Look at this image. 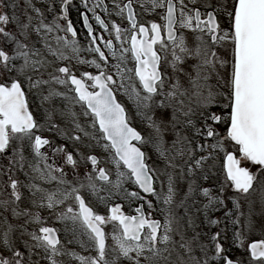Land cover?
<instances>
[{"label":"snow or ice","instance_id":"snow-or-ice-1","mask_svg":"<svg viewBox=\"0 0 264 264\" xmlns=\"http://www.w3.org/2000/svg\"><path fill=\"white\" fill-rule=\"evenodd\" d=\"M147 2L152 10H165L162 16L165 21L163 29L166 30L167 42L171 44L172 61L170 64L173 69L182 64L187 56L193 54V50L189 49L186 44L184 35H177V25L181 29L198 33L194 54L199 58V62L194 65L197 74L194 78H190V83L196 89L198 107L202 111L197 114L192 108L183 111L173 106L170 122H172L175 131L181 120L177 113L182 112L183 127L180 131L175 132L177 139L173 141V147L177 144L182 145L177 150L178 155H184L185 151L188 155V159L184 162V168L190 177L188 190L182 197L181 206L183 207L185 202L193 196L201 195L207 199V203L203 204V210L207 216L209 210L220 211L218 206H223L226 209V205H224L219 194L213 195L211 188L203 187L197 183L198 178L208 179V175L204 172V165L212 156V153H209V156L200 154L197 158V150L199 153H203L208 148L225 151L224 141L234 142L235 151L225 152L226 176L237 193H249L258 176L264 175V0H232L231 11L224 4H220L218 7V0H212V2L187 0V3L185 0H179V7L176 0H147ZM27 3L38 18V23L34 26L35 32L50 33L53 30H62L71 33L72 39L67 36L58 37L57 42H62L63 48L70 49L79 63L90 65L97 71L96 74L85 71L78 78L70 67L63 66L56 68V74L49 73V79H43L42 73L36 75L34 79V75L46 67V62L41 58L39 49L30 48L27 43L18 38V36H25L28 29L33 27L32 20L34 18L28 16V23H21L15 12L17 5L15 3L6 5L5 0H0V8L7 6L13 9L11 16L6 11H0V34L5 38L6 44L11 43L13 45L11 54L0 46V156L8 158V172L10 173L14 167L21 170L24 168L26 160L24 155L25 141L28 142L31 153L44 162V169L36 167L35 171L40 172L42 176L46 174L51 180H57L53 172H59L61 177L65 173L63 168H53L47 163L49 156L41 151L45 146L53 153V156L57 153L62 154L65 162L74 168L77 164L73 152L68 151L66 144L57 145L53 140L35 134L44 125L38 123L33 113L29 111L25 89L20 79V76H23L29 90L39 89L44 85L48 86L47 95L40 93L41 104L51 101L53 98H60L62 101H69V103L75 101L81 104L85 108L83 115L92 118L91 127L95 129L98 125V130L102 134L101 139L105 141L102 147L106 150H113L112 161L117 167L115 181L110 179L104 168L96 167L98 159L95 155L86 158L91 161L93 169L98 173L95 177L92 172L86 173L87 187L92 193L95 194L104 190L102 187H97L96 181L98 180L111 184L112 188L116 189L115 192L109 190V195L123 192L129 199H143L139 191L124 189V182L133 181L143 193L156 196L158 199H162L165 205H171L176 196L173 176L168 175L167 194L161 196L153 186V175L157 170L150 166L146 153L134 143V141L140 144L151 142L161 156L167 157L168 155L169 150L163 147V128L161 125L167 118L164 110L171 106L172 99L177 95L179 81L171 86L170 91H164L166 77L160 70L162 57L155 47L159 44L161 50L165 52L169 48V43L165 42V36L162 35V25L156 22H150L149 26L139 23L132 0H128L123 7L119 4L115 7L118 16H124L126 11L130 29L122 28L115 21L111 22L115 38L121 41L120 50L117 51L112 39L105 40L103 35L93 34V28L86 13L83 15V21L88 30L89 41L87 47L81 49L76 39V28L73 26L72 20L69 19V8L72 6V0H61L60 14L54 17L51 24L45 23L44 11L32 4L31 0H27ZM81 3L85 9L92 12L93 18L99 25L105 30L109 28V24L96 14V8L101 6L107 12L108 6L106 4L101 5L97 0V3L89 9L87 0H81ZM52 10L53 6H50L49 11ZM220 13L228 16V29L221 28L217 18ZM60 20L66 22L63 27L58 22ZM10 22H16L19 33L6 31ZM128 31L132 32L129 41L130 46L124 47V41L121 37ZM205 34L208 35L212 45L228 39L232 42V65L227 81V91L214 92L208 85L211 74L218 75L216 73L217 63L224 67L227 62L220 59L217 53L203 40ZM97 40L103 41L111 57L116 60V63L112 65L115 68L114 74L109 73V57L105 55ZM49 51L61 60L69 59L62 50H52L49 46ZM82 51L95 53L96 58L92 60L83 59L80 55ZM129 52L135 61L134 69L127 67L126 54ZM17 61H22V63L17 65ZM29 69L33 75L28 74ZM12 72L17 75L11 76ZM133 72L140 85L139 88L131 82ZM114 75L119 76V82L114 79ZM86 80L93 83L88 85ZM53 83L70 85V91L75 95L69 97L66 93L57 91L51 86ZM89 87L99 90L90 91ZM114 87L123 89L125 95L135 104L137 114L144 116L151 122V126L157 134L155 138L145 141L141 133L131 126L125 107L117 101ZM205 90L207 91L205 92ZM179 94L183 96L186 95V92ZM157 96L162 97L156 102V107L162 110L159 122L153 116L146 115L145 112V110L152 108L153 101ZM221 101L224 102L220 103ZM179 103L183 104V101L181 100ZM214 105L221 107L227 112V115H218L212 112L211 107ZM44 111L48 130L56 133L65 141H81V135L78 133H83L85 136L89 135L85 127L79 123L78 114L70 108L65 112L63 108L57 109L52 106ZM56 113L61 117L65 115L70 117L73 126L71 131L61 128L55 122L54 115ZM198 122L200 126H197ZM219 123L230 125L227 127L223 138L213 127V124ZM185 132L199 136L204 141L212 139L215 142L212 144L197 143L194 138L190 139L189 135H185ZM13 141L17 142L15 148H13ZM9 152H11V157H7ZM237 153H239V158H237ZM242 161H250L259 166V172L253 173L248 167L242 166ZM53 164H55V159H53ZM122 166L127 169V172L119 171ZM9 178L13 196L16 201H19L21 199L18 190L19 181L11 176ZM58 183L64 184L66 181L60 179ZM84 186L83 183L80 184L81 188ZM161 189H163V183H161ZM72 194H75L79 212H73V209L69 207L66 212L60 214L59 218L64 221L71 220L74 225L79 224L80 232L87 236L88 243L93 244L98 253L93 257L77 256L75 253H71L81 261V264H116V259L106 258V234L102 225L108 222L119 224V234H114L113 239L116 241L120 256L127 258L130 264H141V257L144 258L146 264H161L164 258L158 244L162 243L165 246L163 251L168 250L167 245L172 241L170 233L174 231L173 224L178 219L170 210L166 209L168 216L163 225L164 234L159 236L161 224L159 221L145 216L143 204L134 209L137 215H125L122 211V205L116 204L111 207L110 216L105 217L96 214L85 203L83 196L79 194V189L73 187L71 193L60 190L45 193L42 197L41 206H44L43 201H46V206L49 209L54 208ZM58 196L60 198H57ZM100 199L106 198L100 197ZM233 200L238 209L239 201L235 197ZM4 203L7 204V202ZM148 205L151 207L150 201H148ZM12 212L17 216L21 214L30 216L32 222L41 223L39 214H33L27 210L21 213L16 208H13ZM232 214L233 210L224 212L225 216ZM209 222L219 224L221 221L217 219ZM188 224H193L191 218H189ZM145 227L149 229L147 234H144ZM12 232L13 226L9 225L8 229L0 235V264H39L37 260L33 259L34 256H41L49 264H57L55 257L62 253L61 242L56 229L42 226L32 232H27L31 241L23 239L26 229L22 230L20 236L16 238L13 237ZM220 235L221 233L217 232L211 238L214 242V254L211 256L207 246L196 244V247L203 254L202 258L193 254L195 251L193 244L197 242L198 234L184 241L180 245L186 250L187 260L184 264H210V261L215 260H223V264H238V262L222 256L225 250L218 242ZM238 235L239 233H237ZM181 239L184 240L183 235ZM18 240H22V243H17ZM250 248L253 257H264V241L254 242ZM145 252L148 254L145 255ZM132 253H135V256Z\"/></svg>","mask_w":264,"mask_h":264},{"label":"flooded vegetation","instance_id":"flooded-vegetation-1","mask_svg":"<svg viewBox=\"0 0 264 264\" xmlns=\"http://www.w3.org/2000/svg\"><path fill=\"white\" fill-rule=\"evenodd\" d=\"M87 2H88V8L90 9L93 7V5L97 3V0H87ZM99 2L101 3V5L106 4L108 6L107 12L103 10L102 6L96 8V14L99 15L105 21V23L109 24V28L107 30H105L101 25H99L95 21V19L93 18L92 12L84 8L83 4L81 3V0H72V6L69 8V19L72 20L73 26L76 28V31H77L76 39L79 42L81 49H85L87 47L88 41H89V34H88L87 27L83 21V15L86 13L89 18V23L92 25L93 34L97 36L103 35L105 40L112 39L114 45L117 47V51H119L121 41L115 38V33L112 31V28H111V22L115 21L116 23L120 24L122 28L130 29V24L126 18V15H127L126 11H125L124 16L122 17L118 16L116 15L117 9L115 7V5L117 4L123 7L128 2V0H99ZM176 2H177V6L179 7V0H176ZM185 2L187 3V0H185ZM8 3H15L17 5L15 12H16V15L19 17L21 23H26V21H28V16H32L34 18L32 20L33 27L28 29L25 36H18V38L21 39L23 42L27 43L30 48L39 49L41 53V58H43L44 55H50V61L46 62V67H45L48 71V74L43 73L45 68L40 69L39 72L34 75V79L36 75H40L41 73H42L43 79H49L50 78L49 73L56 74L55 73L56 68L63 67V66L70 67L72 71L77 75L78 78L85 71H89V72H92L93 74H96L97 70L94 67L87 65V64L79 63V61L71 53L70 49L63 48L62 42L61 43L57 42L58 37L67 36L69 39H72L71 33H67L62 30H53L50 33H45L44 31L37 33L34 31V26L38 23V18H36V13L33 12L30 7H28L27 0H5V4L7 5ZM31 3L34 4L37 8H40L42 11H44L45 23L51 24L54 17L60 14L61 0H31ZM132 3L136 11V18L138 22L141 24H145V26H149L150 22L160 23L162 25V35L165 36V42L169 43V48L167 52L161 50L159 44L155 46L158 53L162 57L160 70L166 77L164 91L165 92L170 91L171 86L177 83V81H179V87H182L186 81V75L184 73L185 64L182 65L183 67L182 71L180 67H177L176 69H173L171 67V64H170L171 58L169 57V53L171 52V44L170 42H167L166 30L163 29V25L165 24V21L162 19V16L164 15L165 10L164 9L152 10L147 0H132ZM50 6H53L52 11H49ZM201 10L203 11V9ZM2 11L8 12V14L11 16L13 9L5 6ZM220 15L221 13L217 17L219 21H220V17H219ZM58 22L61 24L62 27L66 23L64 20H60ZM221 28L223 29L222 25H221ZM6 31H15L19 33V28L16 22H10L9 25L6 27ZM191 32L192 31L188 32L187 29H181L179 25H177V35L179 36L180 34H183L188 48L195 49L196 44H197L196 36L198 35V33H194V32L191 33ZM131 34L132 32L128 31L122 35L121 39L124 41V45H123L124 47L130 46L129 41H130ZM203 40L208 44V46L211 49H213L215 45H212V42L209 40V37L207 34L203 36ZM97 43L100 44L102 50H104L105 52V55L109 57V68H108L109 73L114 74L115 68H113L112 65L116 63V60L111 57V54L109 53L108 49L104 46L103 41L97 40ZM8 44L9 45L5 47V50L9 51V53L11 54L13 51V45L11 43H8ZM49 46L51 47L52 50H62L64 54L69 57V59L61 60L57 56L52 55V53L49 51ZM80 55H81V58L86 59V60H92L96 58L95 53H89L87 51H82ZM126 55H127V67L129 69H134L135 61L132 58L131 53L129 52ZM16 63L17 65H19L20 63H22V61H17ZM28 74L33 75V73L31 72V69L28 70ZM10 75L15 77L17 74L15 72H12ZM131 75H132L131 82L136 84V86L139 88L140 85L138 83L137 78L135 77L134 72ZM20 79L25 89L26 97L28 100L29 111L33 113V116L38 121V123L44 125V127L36 131L35 134L48 138L50 140H53L57 145L66 144L68 147V151L73 152L74 158L77 160V164L75 168L70 164L66 165L65 159L62 154L57 153L55 156H53V153L47 148V146H45V148L41 149V151L45 152L49 156V160L47 161V163L52 165L54 168L56 166L59 168H63L64 173H65L63 177L60 176L59 172L56 174H53L57 177V180H51L47 177L46 174L42 176L40 172L35 171L36 167H39L40 169H44L45 165L43 161H40L38 158L34 156L33 153H31L30 149L28 148L27 141L24 142V155H25L26 160H25L24 168L22 170L14 167L12 171L9 173L8 172V158H6L5 156H0V212L1 213L8 212L9 214H13L12 209L16 208L17 211L21 213H23L24 210H27L33 214H39L41 218V223L40 224L35 223L36 225H34L33 230H36L42 226L51 227V228L56 229L58 238L61 242V246L65 244L66 246L71 247V248L69 247L65 251L63 250L66 255L64 258H66L67 262H73V261H76L75 257L71 255V253L76 254L75 245H74V237L76 236L75 225L72 223L71 220L60 221L58 214H60L61 211L66 212L69 207L73 209V212H79V205H78V202L75 200V194L69 195L67 199L63 200V203L57 204L54 208H51V209H49L46 206V201H43L44 206H41L42 197L44 196L45 193L56 192L57 190H60L61 192L71 193L72 188L75 187L79 189V194L83 196L85 203L88 206H90L95 213H96L97 206L95 207L94 204H97L99 206L105 205L106 208L110 207L109 209H111V207L114 206L111 204V199L107 196H105L106 199L104 200L100 199L102 194H100V192L95 193V194L92 193L87 187L88 181L86 177L84 178L81 177L82 171L86 173L93 172L94 177L97 176L98 173L95 174L96 171L94 169L92 170L90 169L89 167L90 160L88 161L86 159L87 157L85 155H82L80 151L91 150V149L105 150L102 147V144L105 143V141L101 139L102 134L98 130V125H97V128L95 129L92 128L90 124H87L84 121L85 116L83 114H80L81 116L79 117V123L85 127L89 135L85 136L83 133H78L79 135H81V141L79 142L65 141L64 139L60 138L56 133L49 131L48 126L45 123L46 113L44 110L47 108H44V106H41V101L39 97L41 92L43 94H47L48 86L47 85L41 86L40 88L42 91H40V88L39 89L33 88L29 90L28 84L25 81L24 77L20 76ZM114 79H116L119 82V76L114 75ZM86 83L88 85H91L93 82L86 80ZM126 83H127V80H126ZM51 86L54 88V84H52ZM70 87H71L70 85L60 86L59 84H57L56 90L59 92L66 93L69 97H71V96H74L75 93L70 91ZM89 90L98 91L99 89L98 88L92 89L91 87H89ZM113 90L116 94L117 101L125 107L126 112L128 114V118H129V114L131 113L137 114V109H136L135 104L127 95H125L124 90L118 87H114ZM184 91H185L184 88L182 90L177 91L175 101H179V102L181 101V98L184 95L181 96L179 93L184 92ZM155 98H159V100L162 99V97L160 96H157ZM54 100L62 101L60 98H54ZM68 102L69 101H66V104ZM73 102L76 103L75 101ZM76 105L82 108L83 110H85V108L81 104L76 103ZM48 108H50V106ZM178 115L180 116V118L182 117L181 114H178ZM218 115H227V112L222 110V112ZM88 117L91 118V116H88ZM54 119H55V122L58 123L61 128H66L69 131L72 130L73 126L70 122L69 116L65 115L64 117H61L59 114H55ZM130 124L134 128H136L137 131L141 133V135L144 137L146 141V138H148V136L146 135V132L139 126V124L137 123L132 124L131 122ZM197 126H200L199 122L197 123ZM213 127L216 128V130L219 133L222 132L224 136L226 134L227 127H229V125H226L224 123H219V124H213ZM195 140H197L199 143H204V140H202L199 136H195ZM205 142H207L208 144L210 143L212 144L215 141L212 139H208ZM134 143H136L138 147H141V149L145 152L143 148V145L145 144H140L139 142H135V141ZM16 146H17V142L13 141V148H15ZM208 150L209 151L206 150V152L209 155V153L211 152L215 154L218 149L208 148ZM78 155H81V157H79ZM91 155H95L98 159V165L96 167L105 169L104 166L100 165L102 158L98 154L93 153V152L89 153L88 156H91ZM7 157H11V152L7 154ZM53 159H55V164H53ZM225 160H226V155H223V157H221V160L219 162L218 170L224 173L225 177L227 178ZM31 164L33 165L36 164L34 170H29L28 167ZM79 172H80L81 179L77 182L76 179L78 178ZM10 176L19 181L18 190L21 194V199L19 201H16L15 197L13 196L11 182L9 178ZM60 179H63L64 181H66V183L64 184L58 183ZM153 181H154L153 186L156 188L157 192L160 193L158 189V183H157L158 180L156 177V173L153 175ZM81 183L85 185L83 188L80 187ZM129 183H130V189L128 191H139L143 199H129L126 195H124L123 192H121V194H119L120 196L118 197V199H116L117 202L115 203V205L116 204L122 205V211L125 215H137L134 209L139 207L141 204H143L145 216L150 219L157 220L160 222L161 228L159 229L158 235L162 236L164 234L163 225L168 216V211H166V209L170 210L172 214L178 218L177 221L174 222L173 224L174 231L171 232L170 235L173 234L177 238H181L182 235L184 236L187 228L189 227V224H188V216L190 215L189 212L193 214L200 213L201 216L199 214L197 216V221H200V223L198 224V227H196L195 225V227H193L192 229H196V230L199 229L202 234L200 236V240L207 242V245L210 244V247L213 249V241L209 235H210L211 230H213L216 224H213V227L208 228V224L204 222L205 220L203 218V214L200 208L204 202L203 196H199V195L193 196L192 198L187 200L184 206L182 207L181 201H182L183 195L181 194V192L176 190V196L174 198L173 203L171 205H165L162 199H158L156 196L143 193V191L139 189V187L135 185L133 181H129ZM220 183H223V181H221ZM180 184L181 182L178 185ZM212 184L213 183H211V185ZM254 184H255V181H254ZM174 186L176 189H178L175 184ZM128 187L129 185L126 186V188ZM212 188L215 191H217L219 188V184L214 182V184L212 185ZM37 189H41L43 191H38ZM233 189L235 190L234 186H233ZM29 197L35 200L37 204L35 208L34 206L31 205L32 201H29ZM57 198H60V197L58 196ZM148 201L151 202V207H149ZM4 202H7V204L5 205ZM228 206H230V203H228ZM220 208H222V206H220ZM193 211H195L196 213ZM44 213H46V215H44ZM98 215L105 216L104 214H98ZM16 218L14 217L11 218V220L13 221L12 224L15 225L19 223L21 224V226H23L25 225L23 223H26L27 221L26 219L31 218V217L21 214L19 218L17 219ZM197 221L195 224H197ZM105 224L102 225V227L104 228V231H105ZM115 224L117 225V227L120 228L117 222H115ZM31 229L32 228L30 226L28 230L31 231ZM66 230H69V233H67ZM148 231L149 229L145 227L144 234H147ZM217 232H219V229L215 231L214 235ZM105 234H106V231H105ZM82 236L87 240L86 235L83 234ZM203 236L208 237V239L204 240ZM106 241H107V238H106ZM218 242L223 246V243L220 240V238ZM161 245H162V248H161L162 252H166V251H163L165 246L162 243ZM168 246L169 244L167 245V249H168ZM184 254L185 253L182 251V249L180 247H177L176 249L172 251L169 250L168 257H169V260H174L177 263L183 258ZM96 255L97 253L91 252L90 254L87 255V257H93ZM222 256L226 258L231 257L230 250H228L227 253H225L224 251ZM39 264H44V263L40 262ZM213 264H223V260H215L213 261Z\"/></svg>","mask_w":264,"mask_h":264},{"label":"rangeland","instance_id":"rangeland-1","mask_svg":"<svg viewBox=\"0 0 264 264\" xmlns=\"http://www.w3.org/2000/svg\"><path fill=\"white\" fill-rule=\"evenodd\" d=\"M208 2H212V0H208ZM220 4H224L228 7L229 11H231V6H232V0H218L217 6L219 7ZM3 8H0V11H2ZM220 17V22L223 27V29H228V16L224 13H221ZM28 23V21H26ZM188 30V29H187ZM191 30H188L190 32ZM192 33V32H191ZM190 34V33H189ZM190 44V43H189ZM9 44L5 43V38L0 34V46L2 47H7ZM208 45V44H207ZM190 49V48H189ZM232 49L233 45L230 39L223 41L219 44H216L212 50H214L217 53V56L226 61L227 63L225 64L224 67H221L219 63L216 65V75L215 73L211 74L209 80H208V85L211 86L212 90L214 92L220 91L224 92L227 91V81L229 79V75L231 72V65H232ZM193 54L190 56H187L182 64L177 65V67H180L183 70L182 65H184V73L186 75V81L185 84L182 87H179L177 91L182 90L184 88V92H186V95H184L181 100L183 101V104H180L179 101H175V97L173 98V101H171V106L167 107L164 112L166 113V119L164 124L161 125L163 128V140L164 144L163 147L165 149H168V155L167 157L161 156L156 148L153 146V143L148 142L143 145V148L145 150V153L147 157L149 158V164L151 167L155 168L157 171L156 177H157V183H158V189L161 195H166L167 194V189H168V175L171 174L174 178V184L178 189L179 192H181L182 195L187 192L188 190V183H189V177L190 174L187 173L186 168H184V162L188 159L187 152L185 151L184 155H178L177 150L182 147V145L177 144L175 147H173V141L177 139L175 132H178L181 130L183 127V115L182 112H179L177 114H181V120L178 125V127L173 130L172 127V122H170V117L173 112V106L182 109L183 111H187L188 108H192L197 114H199L200 111H202L201 108L198 107V102H197V96L195 95L196 89L193 86L192 83H190V78H194L196 76V69L194 65H196L199 62V58L195 56L194 54V49ZM169 57L171 58L172 61V55L171 52L169 53ZM43 59L45 62L50 61V55H44ZM44 74H48L47 69L43 71ZM45 76V75H44ZM54 84V89L57 88V84ZM61 86V85H60ZM40 91L41 88H40ZM207 90H205L206 92ZM42 93V92H41ZM43 94V93H42ZM47 95V94H43ZM40 101H41V95H39ZM159 101V98H155L153 101L152 108L150 110H145L146 115L153 116L154 119L159 122L160 117H161V109L156 107V102ZM224 101H221L220 103H223ZM41 106H44V108H48L49 106H55L57 109L63 108L65 112L68 111L70 108L72 111L78 114L80 117V114H83L85 110L82 108L78 107L76 103L73 101L71 103H67L66 101H55L54 98L51 101H46ZM211 111L220 114L222 112L221 107L214 105L211 107ZM58 114V113H56ZM195 119V117H194ZM84 121L87 124H92V119L90 117H84ZM129 121L133 123L139 124V126L146 132V135L148 138H146V141H150L152 138L156 137V132L154 128L151 126V122L146 119L144 116L138 115V114H129ZM209 123H212L209 121ZM185 135H189L190 139L194 138L190 133L185 132ZM221 138H223V133L220 132ZM197 141V140H196ZM197 143H199L197 141ZM204 143H207L204 141ZM208 144V143H207ZM211 144V143H210ZM233 142L230 141H224V149L225 151L217 150V152L214 154L212 153V156L209 157V159L205 162L204 165V172L205 174L208 175V179L204 180L202 178L197 179V183L203 187H208L212 189V194L217 195L219 194L221 199L224 201V205H226V209L222 206L220 208V211H212L209 210L207 213V216L205 215V211L203 210V205H201V212L203 214L204 222L208 224V228L213 227V224H211L209 221L210 220H217L219 219L221 222L219 225H215L213 230L210 232V237L212 238L214 236V233L217 229H219V232L221 233L220 235V240L223 243L225 253H227L228 250H230V256L239 261L240 264H264V259H253L250 255V251L248 249V245L251 241L263 239L264 240V175L258 176L257 180L255 181V184L253 186V189L249 191V193H237L233 189V186L230 181L227 180L225 177L224 173H222L220 170H218L219 167V162L221 160V157L225 155L226 151H235L233 148ZM187 147V146H183ZM207 151H209L207 149ZM96 153L98 154L102 159L100 162L101 166L105 167V170L108 172L110 179L112 181L116 180L117 177V167L112 161V155H113V150H98V149H91V150H82L80 153L82 155H85L88 157L89 153ZM200 154H203L205 156H209L206 151L203 153H199L197 150V158ZM81 157V155H78ZM214 157V158H213ZM237 157L239 158V153H237ZM78 158V157H77ZM213 159V161H212ZM89 161V160H88ZM169 161H171V164H169ZM66 165H68L66 163ZM89 167L92 170L93 167L91 165V162L89 161ZM175 165V166H173ZM208 165V166H207ZM36 164H31L28 168L29 170H34ZM54 168V167H53ZM59 168V167H55ZM71 171V169H70ZM119 171H124L127 172V169L124 168L123 166L119 169ZM256 172H259L256 171ZM58 172H53V174H56ZM97 172H95L96 174ZM93 174V172H92ZM94 175V174H93ZM81 177L84 178L86 177V172L81 173ZM80 177V172L78 174V178L76 179L77 182L81 179ZM223 181V183H220ZM181 182L180 185H178ZM216 182L219 184V188L217 191H215L212 188V185ZM97 187L98 188H103V191H99L100 194H102L103 197L107 196L111 199V204L115 205L117 202L116 199L120 196L121 192L119 194L115 195H109V190L115 192L116 189L112 188L111 184H107L106 182H100L96 181ZM161 183H163V189H161ZM211 183H213L211 185ZM129 185L128 188L126 186ZM124 189L127 191L130 189V183L129 181L124 182L123 185ZM222 189V190H221ZM106 194V195H105ZM100 196V195H99ZM101 196V197H102ZM201 196V195H199ZM233 197L236 198L237 201H239V208L237 209L235 207V203L233 200ZM29 201H32V206L34 208L37 206L35 200L31 199L29 197ZM207 203V199L204 198L203 204ZM228 203H230V206H228ZM96 207V213L97 214H104L105 216H110V207H105V205H97L94 204ZM220 207V206H218ZM226 210H233V214L231 216H225L224 212ZM195 212V211H193ZM63 213L62 211L60 214ZM190 215L188 216L191 218L193 221L192 225H189L187 228L185 234H184V240L181 238H177L175 235L171 234L172 241L169 243L168 246V251L162 252V259L161 264H184V262L187 260V255H186V250L182 248L180 245L189 239L193 237V235L198 234V240L196 243L193 244V247L195 249L194 255L201 257L202 258V252L198 247H196V244H203L207 246L209 249V255H213V249H214V242H213V249L210 247V244L207 245V242L201 241L200 236L201 231L198 229H192L193 227H198V224L200 221H197V216L198 214L201 216L200 213L193 214L189 212ZM58 214V217L60 216ZM46 215V213H44ZM19 218V216L14 215V214H9L8 212L1 213L0 212V235L3 234L4 231H6L9 227V225L13 226V232L12 235L14 238L19 237L20 233L22 230L26 229V233L23 236L24 240H29L31 241V237L27 235V232H32L35 222H32V218H27L26 223H23V228L21 224H12L11 218ZM16 218V219H17ZM7 220V221H6ZM60 221H63L59 218ZM197 221V224H195ZM236 221V223H234ZM25 222V221H24ZM31 226V231L28 230V228ZM67 233H69V230H66ZM105 231H106V238H107V245H106V258L107 259H116V264H130V262L127 260V258H124L120 256L116 241L113 239L114 234H119L120 228L117 227L115 222H108L105 224ZM66 233V234H67ZM237 233L239 235L237 236ZM75 234L76 236L74 237V245H75V250H76V255L77 256H85L87 257L88 254L91 252L97 253V250L95 249V246L93 244H90L87 242V240L82 236L83 234L79 230V224H75ZM71 238V237H70ZM203 239H208V237H204ZM17 243H22V240H18ZM70 246H66L65 244L61 246V253L55 257L57 264H81V261L79 259H76V261L73 262H67L66 258H64L65 255V250H67ZM158 247L162 248L161 243L158 244ZM177 247H180L182 251L185 253L183 255V258L178 261L177 263L174 260H169L168 257V252L169 250L172 251L176 249ZM71 248V247H70ZM115 249V251H114ZM64 250V251H63ZM82 254V255H80ZM98 254V253H97ZM148 253L145 252V255ZM133 256H135V253H132ZM34 260H37L39 263H44V264H49V262L45 259H42L41 256H34ZM141 264H146V261L144 260L143 257H141ZM210 264H213V261H210Z\"/></svg>","mask_w":264,"mask_h":264},{"label":"water","instance_id":"water-1","mask_svg":"<svg viewBox=\"0 0 264 264\" xmlns=\"http://www.w3.org/2000/svg\"><path fill=\"white\" fill-rule=\"evenodd\" d=\"M138 146V145H137ZM226 163H227V161L225 160V167H226ZM242 166H246V167H248L249 169H250V171H252L253 173H256V171H257V169L259 168V166H256V165H254L252 162H250V161H248V162H242ZM259 241H264V240H258V241H255V242H259ZM252 243H254V242H252ZM251 243V244H252ZM250 244V245H251ZM250 250H251V248H250ZM253 257V256H252ZM253 258H255V259H258V258H261V257H253ZM262 258H264V257H262ZM228 259H230V258H228ZM232 260V259H231ZM233 261H236V260H233ZM236 262H238V261H236ZM238 264H240L239 262H238Z\"/></svg>","mask_w":264,"mask_h":264}]
</instances>
